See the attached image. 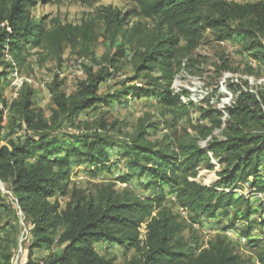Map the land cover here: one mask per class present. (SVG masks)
<instances>
[{"label": "trees", "instance_id": "1", "mask_svg": "<svg viewBox=\"0 0 264 264\" xmlns=\"http://www.w3.org/2000/svg\"><path fill=\"white\" fill-rule=\"evenodd\" d=\"M50 1L0 0V132L8 129L7 144L0 146V183L7 185L30 223V253L25 264H118L115 258L100 254L97 244L101 242L134 248L136 255L127 264H264V247L252 237L256 226H264V219L258 223L253 219L256 214L264 218V204L255 197V192H264V92L241 91L228 109L225 138L219 139L213 131L222 127L223 114L213 108L202 109L200 120L208 119L211 124L194 125L190 116L193 103L183 102L173 92L175 74L170 69L174 61L177 70L182 68L187 52L200 43L204 26L216 32L221 41L242 44L264 65V0L235 3L233 10L221 17L207 14L204 8L221 10L228 6L226 0H133L136 7L127 13L112 6L101 9L102 32L92 19L80 24L55 19L46 27L31 8ZM130 15L159 19L157 30L146 33L142 24L127 28ZM247 17L251 18L246 24L233 27V20ZM163 25L167 32H163ZM100 38L109 42V49L98 58L95 48ZM138 40L139 49H135ZM180 40L186 45H179ZM127 46L135 49L136 70L147 74V83L113 93L100 92V86L114 77L121 60L128 56ZM38 47L60 61L66 50L80 59L91 57V64L83 62L86 77L75 93L63 91L55 76L49 117L36 106V90L28 83L10 104L3 96L2 83L13 68L12 62H26L30 49ZM112 47L116 49L113 54ZM155 70L162 74L152 76ZM128 96L156 98L177 118L187 117L195 134L184 129L178 137L166 135L165 141H154L141 128L135 135L118 139L108 132L104 120L95 129L68 130L85 124L79 118L88 110ZM6 109L7 123L3 125ZM200 140H208L206 148ZM210 153L222 170L219 181L204 185L194 179L201 165L214 167ZM120 166L124 171L108 183H93L94 188L88 190L69 187L79 168L96 178ZM134 179L154 193L142 198L129 187ZM118 183L127 186L119 191ZM244 183L249 186V195L238 191ZM169 194L175 196L179 207L188 210L192 224L205 217L220 226L219 212L228 217L229 210L236 207L223 229L244 222L240 236L247 237L246 245L258 248L255 261L244 259L221 233L205 245L186 240L181 236L184 224L164 205ZM64 196L68 200L62 206L59 197ZM4 206L0 186V208ZM143 224L145 239L140 237ZM54 246L58 250L32 258L35 249L51 250ZM12 258L11 253L0 252V264H12Z\"/></svg>", "mask_w": 264, "mask_h": 264}, {"label": "rangeland", "instance_id": "2", "mask_svg": "<svg viewBox=\"0 0 264 264\" xmlns=\"http://www.w3.org/2000/svg\"><path fill=\"white\" fill-rule=\"evenodd\" d=\"M228 6L222 9L215 10L210 6H206L204 11L207 14L221 17L223 12L233 10L232 5L235 3L243 4V0H226ZM258 1V0H253ZM112 6L120 9L123 13L132 11L136 7L133 0H51L48 3L40 2L31 8L34 17L43 21L46 27H50L55 19L62 22L80 24L84 19H92L96 22L98 30L103 31V23L98 18L99 12L103 7ZM251 17L236 19L231 23L237 26L246 22ZM157 18H145L137 15L128 17L127 28L142 24L146 29V33L152 34L157 30ZM205 30L200 43L196 48L187 52V55L182 59V68L178 69L177 61L172 62L170 69L173 71L174 78L171 83V89L175 94L180 95V99L185 103H193L190 107V116L192 123L197 125L207 124L211 122L208 119L200 120L202 109H217L221 114L224 123L221 128H216L213 131V136L219 139L225 138V132L229 124L228 109L235 105L241 91L257 94L264 92V65L259 64L245 50L240 43L234 41H221L218 35L212 29L204 26ZM163 32H167L166 25L162 27ZM139 40L136 43L135 49H139ZM179 45H186V42L180 40ZM109 42L99 39L98 45L95 48L96 57L100 58L108 51ZM134 48L127 46L128 56L121 60L119 69L115 72L114 77L100 86V92H115L123 87L129 86H145L148 81L146 73H138L136 70L133 54ZM111 53H115V47L111 48ZM13 68L10 70L8 78L3 81V96L10 104L19 96V91L24 83H28L36 90V106L44 109L47 117L51 115L52 94L50 87L58 76V82L62 84V89L67 94L76 92L79 83L85 79V65L91 64V57L86 58L82 63L78 55H72L69 50L63 54L62 60H58L47 54L46 50L41 47L31 48L27 55V60L24 63L17 64L13 61ZM162 74L160 70H155L151 73L154 77H159ZM139 76V77H138ZM3 105L0 103V110ZM167 106L158 103L156 98L146 96H128L122 98L121 101L115 100L110 105H100L94 109L88 110L80 116V120L85 124L80 128L70 127V132L78 133L80 131L95 129L101 120L108 124V132L118 139H125L135 135L141 128L146 129L150 139L154 141H165V136L178 137L184 129L192 134H195L188 124V118H177L169 112ZM222 111H225L223 113ZM8 110L6 109L3 115V125L7 123ZM155 126L156 128H154ZM254 127V125H253ZM8 129L3 128L0 132V146L7 144ZM210 140V138L208 139ZM208 140H200L203 148L207 147ZM214 167L209 169L206 164L198 168V176L194 180L204 185H212L220 180L218 172L222 170L219 160L214 157L212 160ZM124 168H116L113 172L107 175H99L96 178L89 177L83 168H79L77 175L72 178L69 187L77 186L81 189L94 188L93 183L104 182L108 183L113 176L119 175ZM131 189L141 197L152 195L154 192L143 188L138 184V180L134 179ZM243 189H239V193L245 195L250 194L247 183L243 184ZM4 194L5 206L0 208V252L11 253L13 255L12 264H25L29 258V244L31 243L30 223L26 220L23 212L4 183H0ZM127 185L118 183L116 189L121 191ZM168 191V190H167ZM257 197V193L255 192ZM54 200V199H52ZM68 196L59 197V202L62 206L65 205ZM258 200V198H256ZM259 202H262L259 199ZM164 205L170 207L172 211L178 215L179 220L184 224L181 236L191 243L205 245L218 233L225 235L232 243L236 252L248 261H255L256 251L258 248H253L250 245L239 242V237L245 223L242 221L236 222L235 226L229 230H224L229 219L234 217L235 208H231L228 217H223L221 214V225L217 226V222L210 221L208 218H203L198 227L192 224L190 217H185L179 214V204L173 194L167 195ZM258 205L254 202V206ZM253 219L257 223L264 218L256 214ZM204 222V223H203ZM145 224L141 227V239L146 238ZM257 232H252V237L259 239L260 247H264V226L259 225L255 228ZM58 250V246L53 249H35L32 254L33 259L43 258L52 251ZM97 250L100 254L115 258L118 264H127L129 260L136 255L134 248H126L118 244L109 245L105 242L97 244Z\"/></svg>", "mask_w": 264, "mask_h": 264}, {"label": "built area", "instance_id": "3", "mask_svg": "<svg viewBox=\"0 0 264 264\" xmlns=\"http://www.w3.org/2000/svg\"><path fill=\"white\" fill-rule=\"evenodd\" d=\"M81 61H82V63H83V62L85 61V59H81ZM222 112L225 113V111H222ZM210 156L212 157V160H213L214 157H213V154H212V153H210ZM256 193H257V197H256V196H255V197L258 198V199H261L262 202H263V204H264V192H256ZM179 213H180L182 216H185V217L188 216V210L185 209V208L179 207ZM197 225H198V223H194V226L198 227ZM144 228H146V226H145ZM255 232H257L256 229L254 230V233H255ZM239 242L242 243V244H246V242H247V237H246V236H240V237H239Z\"/></svg>", "mask_w": 264, "mask_h": 264}, {"label": "crops", "instance_id": "4", "mask_svg": "<svg viewBox=\"0 0 264 264\" xmlns=\"http://www.w3.org/2000/svg\"><path fill=\"white\" fill-rule=\"evenodd\" d=\"M211 221V219H209Z\"/></svg>", "mask_w": 264, "mask_h": 264}]
</instances>
